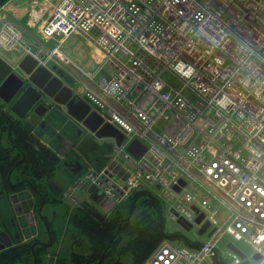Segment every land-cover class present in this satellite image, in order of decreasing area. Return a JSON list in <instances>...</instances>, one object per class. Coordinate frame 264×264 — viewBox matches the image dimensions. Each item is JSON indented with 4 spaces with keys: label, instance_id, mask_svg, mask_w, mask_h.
<instances>
[{
    "label": "built area",
    "instance_id": "2783aa9c",
    "mask_svg": "<svg viewBox=\"0 0 264 264\" xmlns=\"http://www.w3.org/2000/svg\"><path fill=\"white\" fill-rule=\"evenodd\" d=\"M0 20L1 47L41 61ZM43 24L44 38L61 44L79 33L100 48L78 93L124 135L106 163L87 162L66 188L73 205L79 188L116 204L158 189L170 218L192 227L202 215L208 234L198 246L165 239L143 264H213L225 234L253 249L249 256L229 241L231 264H264V0H61ZM60 44L54 52L69 62ZM135 140L145 146L140 157L128 149Z\"/></svg>",
    "mask_w": 264,
    "mask_h": 264
},
{
    "label": "trees",
    "instance_id": "16d2710c",
    "mask_svg": "<svg viewBox=\"0 0 264 264\" xmlns=\"http://www.w3.org/2000/svg\"><path fill=\"white\" fill-rule=\"evenodd\" d=\"M8 1L0 0V9ZM11 71L12 66L0 55V84ZM2 107L5 108V103L0 98V198L29 187L39 202H43L54 196L48 184L60 170L62 158L34 133V127H27L26 121ZM94 153L98 157L97 164H103L106 159L103 160L102 151L98 148ZM145 194L148 209L141 211L137 219V216L133 217L136 200ZM131 196L135 200L125 217L117 211L116 204L104 214L103 219H98L91 213L88 201L80 202L71 212L69 221L89 241V252L73 250L70 255L60 257L57 264H123L127 253H131L133 264H143L163 240L184 236L165 230L162 216L157 214L160 212V200L164 201L161 196L146 189L136 190ZM57 198L54 196V199ZM5 217V210L0 208V229H6L13 237L12 225ZM14 240L12 246L0 251V264L45 263L43 255L48 251L49 243ZM184 241L190 246H198L202 239L185 237ZM74 243L82 244L83 241L76 236ZM220 249L214 256V264H231L223 252L224 248Z\"/></svg>",
    "mask_w": 264,
    "mask_h": 264
},
{
    "label": "rangeland",
    "instance_id": "374dc122",
    "mask_svg": "<svg viewBox=\"0 0 264 264\" xmlns=\"http://www.w3.org/2000/svg\"><path fill=\"white\" fill-rule=\"evenodd\" d=\"M1 19H4V18H1ZM22 36H24L23 33H22ZM41 41H44V43L46 45H44ZM38 44L40 45L39 51L41 53L40 54V60L41 61H43V62L46 61L47 65H51L54 62L63 63L57 57L58 55H56V53L54 52L56 45L60 44L59 37L44 38L41 35V37H39V41H38V43H36V45L32 44L33 45L32 46V45H29L27 43V49L34 52L39 47ZM59 47H60V50L62 51V53L64 55L68 56L69 60L71 61V63L68 65V67L70 66L76 70L75 75L78 78V80L80 78L84 77V73H79V71H81L83 69H85V70L96 69L97 62L103 56V55H100L99 60L97 61V58L94 54V44L85 35H82L79 33H72L71 35H69L63 42H61ZM22 52H24V51L22 50L21 52H19V50L15 49V48L11 49V50H6V49H3L0 45V55L12 66V71L16 72L19 75L24 74V72L22 71V69L19 66L20 61L24 56V53H22ZM29 54L34 56L31 52H29ZM108 67L109 66L106 63V64H104L103 69L107 70ZM69 70H72V69L69 68ZM102 74H103V72L100 73V75H102ZM169 77L171 79H173V76L169 75ZM74 82L76 83V81H74ZM12 112H10V114H14V112L13 113ZM66 122L68 124L69 134L75 133L78 130V128H81L83 125V124H80L79 121L73 117H68L66 119ZM87 133H89V132L87 130H84L82 137L87 136ZM44 137L53 146H57V145L63 146V142L56 141L55 138L51 135L44 134ZM95 141L97 143L98 148L103 153V160L106 159V160H104L105 162L104 161L103 162L106 163L109 159V156H110V147L109 146L114 143L115 139H114V137L107 136V137L95 138ZM72 154L79 156L77 151L70 150L66 154V159H69L72 156ZM88 155L89 156H87V157H85V156L81 157V161L83 162V164H85V166L87 165V162H91L93 164L97 163V161H95V160L98 159V157H96V154L94 153V151H90L88 153ZM93 158H94V160H93ZM64 161L65 160L63 159L62 162H64ZM85 170L86 169L84 167L82 169V174L85 172ZM79 177H80V174H77L74 177H72V182L70 183V185H74L75 181ZM30 189L31 188L28 187L25 190H23L21 193L18 194L16 192V194L13 195L14 200L20 199L22 201V206H20V205H18V206H20L21 210H23V211H26L28 209L27 207H29L33 204L34 198H32V196L37 197ZM151 192L158 195L159 190L155 189ZM74 194L78 197V199H81V201H88L90 208L92 206H96L102 212L107 213L105 211V209L100 204L95 203L90 198L89 193L83 194V191L81 190V188L75 189ZM67 197L65 196V189H64L62 194L57 199H54V196L51 195L49 197V199H47L45 201V203L40 202V204H41L39 206L40 210H38L37 214H35L36 217L35 216L33 217V215L30 216L31 218H33L34 228L30 229L31 226H29L26 229V231L23 232V235L28 236L35 229V231L39 232L40 235L36 234L35 236H33L31 238V240L42 243L43 240H45V241L50 240L49 230L54 231V235H55V236H53L54 240H53L52 244H50V242H49V245H48V247L50 249H48V251L45 252V254L43 255L44 260L46 261V264H50L49 261L52 260L51 259L52 252H54V250L59 245V243H61V245H62V249L59 251L60 252L59 255H61V256H63L64 254H67L68 252H70L72 250L78 251V252H89V241L83 235V233L81 231H79L77 228H75V225H73V223L69 221V218L71 215L69 209L71 208V205L73 203H72L71 199L69 198V196H67ZM146 197H147V194L141 195L136 200L137 208L134 212L133 217L137 216V219H138L140 212L143 211L144 209H148V206L146 204ZM5 198L0 200V203H1L0 208H1V210H5L6 214L9 215V217H10L13 214L11 213L10 206L9 205H8L9 207L7 206ZM134 200L135 199L132 198V196L128 197L127 199L123 200L121 203L117 204L115 206V208L117 209V211L122 213V215L125 217ZM43 203H44V206H43ZM159 203H160L159 204L160 205V212H158L157 214L158 215L161 214L165 230L169 231V232H176V233H179L181 235H184L183 237H179L177 239L172 240L173 243H175L177 245H181V246H187L188 244L184 241L185 237H188L192 240L206 239L207 238L208 233H205L202 235L199 234V228L201 226L200 224L194 223V225L190 229H187L186 227H184L182 225V223L175 221L169 217L168 207H167L165 201L160 200ZM219 210H220V215H218L216 218L218 219L219 223H223L228 216V210L223 206H220ZM23 222H25V224H26L27 221L24 219ZM74 231H75L76 235L74 234ZM76 236L79 240L83 241L82 244L74 243ZM19 238H20V236L17 237V239H19ZM232 240L233 239L229 235L225 234L221 240V243H222L221 247L226 248L227 243L229 241H232ZM233 241L246 254H248L249 256L253 255V249L249 246L248 243L243 242V241H237V240H233ZM80 245H82V246H80ZM123 264H133L131 253H127L126 255H124V263Z\"/></svg>",
    "mask_w": 264,
    "mask_h": 264
},
{
    "label": "water",
    "instance_id": "95a60500",
    "mask_svg": "<svg viewBox=\"0 0 264 264\" xmlns=\"http://www.w3.org/2000/svg\"><path fill=\"white\" fill-rule=\"evenodd\" d=\"M19 66L24 73L29 75L28 79L32 82V84L24 88L25 79L21 75L12 71L0 84V98L6 103H10L14 98H16L11 105V109L16 115H18V117L21 118L25 117L39 100H42V102L35 107L34 111L31 112L30 116H28V119L25 122L27 127L33 128L32 123H35V121L32 116L42 114L44 112L38 110L40 106H45L43 102L45 98L42 96V93H44L45 95L52 97L56 103L66 105L67 112L72 115V117L82 122L85 127L93 131L97 137H114L116 138L118 144L123 141L124 135L122 132L110 123L102 124L103 119L101 115L97 111L92 110L90 104L85 99L82 98L75 102L73 89L67 85H62V80H59L60 82L57 86L52 87V82L58 77L55 78L51 76L52 71L43 63L41 64L37 58L27 54L21 59ZM54 68H56V65ZM66 90L67 93L65 94ZM34 131L36 134L41 135V132H37V129ZM79 132L81 133V131ZM128 149L133 154L140 157L145 151V146L140 141L135 140L129 145ZM112 165L113 163L111 166ZM72 166L73 169L71 171L67 173L57 172L50 180L48 187L54 196H60L61 192L69 186L71 177L81 171L83 164L80 160H76ZM88 193L90 194V198L94 200L95 203H100L103 194L100 193L97 188L94 186L89 187ZM91 213L98 219L104 218V214L96 206L91 208ZM202 218L203 216L201 215L196 219V221L199 223ZM182 225L187 229H190L192 224H190V226H186L182 223ZM207 227L208 224L202 226L199 229V234H204ZM13 243L14 238L11 236L9 231L6 229H0V251L12 246ZM228 246L244 256V253L240 252L239 248L235 244L230 243ZM254 257L258 258L259 255L256 254Z\"/></svg>",
    "mask_w": 264,
    "mask_h": 264
},
{
    "label": "crops",
    "instance_id": "0c3cea01",
    "mask_svg": "<svg viewBox=\"0 0 264 264\" xmlns=\"http://www.w3.org/2000/svg\"><path fill=\"white\" fill-rule=\"evenodd\" d=\"M59 1L60 0H9L0 9V17L4 18L6 20H10L11 22H13L17 26H19V28L23 32V34L25 36L24 38L26 39L28 44L29 45H32V44L36 45V43H38V41H39V37H41V28L44 25L43 23L45 22V19L47 18L49 12L52 10L53 5L58 3ZM0 26H1V20H0ZM41 42L44 45H46L44 43V41H41ZM39 49H40V45L35 51H39ZM98 52L99 51L97 50V48L96 49L94 48V54H95V56L97 58V61L99 60V57L101 55V52H99L100 54ZM96 53H98V54H96ZM83 70H85V69H83ZM83 70L79 71V73H82ZM36 135L39 136L38 134H36ZM41 137L43 138L42 140L46 141L48 143V145L52 146L55 151L58 148H61L63 150L67 146L66 144H63V146H59V145L53 146L44 137V135L41 136ZM15 194H16V192L11 193L10 195L8 194V196L2 195V197L0 198V200H2L3 198L6 197L5 201L7 203V206L8 205L10 206L11 213L13 214L10 217H9V215L6 214V217L4 219H6V218H7V220L9 219V221H10V223L12 225V230H13V233H14L13 238H17V237L20 236V238L18 240H20L21 242L30 241L31 238L33 236H35L36 234H39V232H36L35 229H34L33 232L30 233L28 236L23 235V232L26 231V229L29 226H31L30 229L34 228V221H33V218H31L30 216L33 215V217H34L35 214H37V211L40 210L39 206L41 204H40V202L38 200V197L32 196V198H34L33 204L31 206L27 207L28 210L23 211V210H21V207L18 206V205L22 206V201L20 199H17V200L13 199V195H15ZM83 194H84V192H83ZM78 200H79V202H83V201H81V199H78ZM45 201H43V202L45 203ZM44 203H43V206H44ZM99 204L105 209L106 212L111 211L112 208L116 205V203L113 202V200H111V199L100 200ZM15 206H16V208H15ZM0 207H1V203H0ZM75 207H76L75 205H73V204L71 205V208L69 209L70 214H71V212L73 211V209ZM102 213L106 214L104 212H102ZM24 219L27 221L26 224H25V222H23ZM75 228H77L79 231H81L78 227H75ZM49 233H50V240L49 241H45V240L42 239L43 240L42 243H49L50 242V244H52V242L54 240V237H53L54 231L53 230L52 231L49 230ZM202 240H205V239H202ZM14 242H15V240H14ZM61 249H62V245H61V243H59V245L56 247L54 252H52V256H51L52 260L49 261L50 264H57L58 259L60 257H62L61 255H59V253H60L59 251ZM224 249H223V252H224ZM72 251L68 252L67 254H64L63 257H66V256L70 255V253ZM43 264H46V261ZM213 264H214V261H213Z\"/></svg>",
    "mask_w": 264,
    "mask_h": 264
},
{
    "label": "flooded vegetation",
    "instance_id": "af4514ba",
    "mask_svg": "<svg viewBox=\"0 0 264 264\" xmlns=\"http://www.w3.org/2000/svg\"><path fill=\"white\" fill-rule=\"evenodd\" d=\"M40 63L42 64V61H40ZM70 63L71 62L69 61V62H63V63L54 62L51 65H47L44 63L43 64L52 71L51 76H53L55 78L58 77L57 78L58 80L56 79L52 82V84H51L52 87L57 86L60 82L59 80H62V82H63L62 85H67L68 87L73 89V91H74L73 95L75 97V102H77L79 99H82V97L78 93L79 83H78V78L75 75L76 70L70 66L68 67V65ZM55 65H56V68H54ZM69 68L72 70H69ZM59 69H60V72H59ZM21 76L25 79L24 88L27 87L28 85L32 84V82L28 79L29 75L24 73ZM74 81H76V83ZM66 93H67V90L65 91V94ZM42 96H43V98H45V100L43 101L45 106H40L38 108V110L41 112L42 111H44V112L42 114H36V115L32 116V118L35 121V123H32V125L34 127V130L37 129V132H39V133L41 132V135H39L40 137L43 136L44 134H48V135L53 136L55 138V140L63 142V144L67 145L65 147V149H63V150L61 148H58L59 151H61V152L63 151L62 154L63 153L64 154H63L62 160L63 159L65 160L62 163L60 170L58 172L67 173L73 169L72 164L76 160L81 161V157L89 156L88 153L90 151H93V150L97 151L98 150V146H97V143L95 141V138H99V137H97L93 131H91L90 129H88L84 125H82L81 128H78V130L75 133L69 134V132H68L69 128H68V124L66 122V119L68 117H72V115H70L67 112L66 105H60V104L56 103L52 97L47 96L44 93H42ZM15 99L16 98H14L10 103H6L2 100L5 103V108L4 107H2V108H4L7 112L8 111L12 112L11 105ZM41 102H42V100H39L25 117H23V118L18 117V115H16L15 113H14V116H17L18 118H21L22 120L27 121L28 116H30L31 112H33L35 107H37L39 105V103H41ZM79 123L82 124V122H80V121H79ZM84 130H87L89 133H87V136L82 137ZM79 131H81V133ZM34 133H35V131H34ZM69 150L77 151L79 156L73 155L69 159H66V154L68 153ZM93 160H94V158H93ZM95 161H97V160H95ZM82 164H83V162H82ZM84 165L85 164H83V167H84ZM83 167H82V169H83ZM82 169H81V171H82ZM81 171L77 174H80ZM77 174H74L72 177H74ZM72 177H71V182H72ZM65 190H66V188H65ZM20 192H22V191H20ZM20 192H18V194ZM62 192H61V194H62ZM15 208H16V206H15Z\"/></svg>",
    "mask_w": 264,
    "mask_h": 264
},
{
    "label": "bare ground",
    "instance_id": "6f19581e",
    "mask_svg": "<svg viewBox=\"0 0 264 264\" xmlns=\"http://www.w3.org/2000/svg\"><path fill=\"white\" fill-rule=\"evenodd\" d=\"M61 1V0H60ZM63 1H65V0H63ZM8 21H10V20H8ZM11 22V21H10ZM13 23V22H12ZM15 24V23H14ZM16 25V24H15ZM17 26V25H16ZM18 28H19V26H17ZM19 30H20V28H19ZM21 31V30H20ZM21 33H23L22 31H21ZM24 37V36H23ZM25 39V38H24ZM26 40V39H25ZM27 42V41H26ZM28 43V42H27ZM94 48L96 49L97 48V50L99 51V52H101V50H100V48L97 46V45H95L94 44ZM24 52H22V53H24V56H26L27 54H29L25 49H22ZM22 50H20L19 52H21ZM98 52V53H99ZM98 53H96V54H98ZM100 54V53H99ZM23 56V57H24ZM70 185V184H69Z\"/></svg>",
    "mask_w": 264,
    "mask_h": 264
}]
</instances>
